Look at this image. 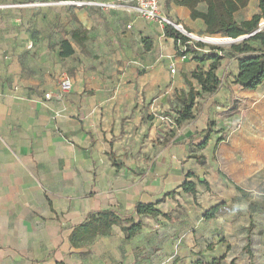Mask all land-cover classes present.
<instances>
[{"label":"crops","instance_id":"1","mask_svg":"<svg viewBox=\"0 0 264 264\" xmlns=\"http://www.w3.org/2000/svg\"><path fill=\"white\" fill-rule=\"evenodd\" d=\"M95 1L133 4L67 0L71 25L62 41H69L72 54L61 56L56 39L50 61L0 57V264H195L213 257L209 243L225 237L228 225L242 235L251 222L264 226L258 218L264 198L256 199L254 211L255 197L245 198L218 173L220 131L209 129L231 93L242 90L226 76L238 63L219 67L218 90L198 98L195 117L178 126L185 77L197 86L192 71L211 61L180 56L161 23ZM163 9L193 35L207 34L205 22L177 0H165ZM48 15L36 11L41 36L50 34ZM29 22L25 13L23 24ZM79 28L87 33L81 43L72 38ZM63 75L73 88L60 100ZM185 180L196 183V197L182 191ZM172 191L176 195L157 207L174 220L135 212L138 202L157 203ZM214 207L215 216L206 219ZM111 208L142 219L143 228L127 239L115 225L92 242L71 243L72 230L89 213ZM252 255L242 252L248 264Z\"/></svg>","mask_w":264,"mask_h":264},{"label":"rangeland","instance_id":"2","mask_svg":"<svg viewBox=\"0 0 264 264\" xmlns=\"http://www.w3.org/2000/svg\"><path fill=\"white\" fill-rule=\"evenodd\" d=\"M65 1L67 0H0V57L19 61L35 62L39 59L50 61L54 57L52 51L55 53L56 50V39L61 43L71 25L66 14V11H70L71 5ZM95 2L118 3L117 1ZM36 11H45L46 15L49 14L45 16V21L49 22L46 30L50 34L41 36L37 33L34 26ZM259 11L258 0H250L248 5L236 14V18L243 21ZM25 13H28L31 21L27 27L23 24ZM260 25H264V19ZM194 36L193 41H199L197 36L203 38L219 36L227 39L224 35ZM223 45L221 47L224 48L225 58L221 61V65H224V69H235L237 58L231 49L232 45ZM40 76L42 77V74ZM225 100L228 102V99ZM211 122L214 123L211 131L219 130L217 137L223 138L216 149L219 159L218 173L228 178L230 182L240 185L249 196L255 197L252 200L255 211L257 208L255 203H258L256 199L264 198V84L254 91H233L223 115L218 117V122L214 120ZM258 213L263 225L264 203L262 202L260 209L258 206ZM214 223L215 227L220 225ZM249 225L251 230L245 235L240 233V229L235 230L228 225L225 237L222 235L221 240L209 243V251H214V256L208 258L203 255L202 261L207 263L209 260L215 264H248V259L243 258L242 252L250 247L253 253L249 258L250 264H264V226L259 229L256 222H251Z\"/></svg>","mask_w":264,"mask_h":264},{"label":"trees","instance_id":"3","mask_svg":"<svg viewBox=\"0 0 264 264\" xmlns=\"http://www.w3.org/2000/svg\"><path fill=\"white\" fill-rule=\"evenodd\" d=\"M178 3L187 6L191 10V16L194 19L201 18L206 25V33L209 35H224L227 37L238 38L243 35H249L259 29L261 21L264 19V0H258L259 9L251 18L239 21L236 14L245 8L250 0H177ZM205 3L206 9L202 10L200 4ZM167 36L173 37L176 41L177 52L180 56H185L189 53L194 55V58L199 62L211 61L209 68L204 69L198 66L192 71L191 77L196 80L197 86L185 77L188 85V90L180 96L181 107L178 110L176 124L182 125L183 122L191 120L195 117L194 108L198 98L204 93H214L218 90L221 84V77L218 74V69L221 66V61L225 58L223 47L211 45L202 41H193L182 32L178 31L171 25H166ZM72 38L81 43L87 38V33L84 29L79 28L72 31ZM185 46L186 49H181L179 45ZM192 41V42H190ZM232 51L236 54L238 69L230 72L226 76L230 82L235 84L242 90L254 91L259 86L264 84V30L257 31L255 34L242 40L241 42L231 46ZM74 52L69 41H62L61 56H69ZM214 123L209 122V129ZM223 138L219 137L218 141ZM206 139L199 143V148L204 147ZM199 162L204 163V157L195 156ZM192 173H187V177H192ZM237 189L246 198L249 193L242 187L236 185ZM182 191L189 192L195 197L198 194V188L194 181L185 180L182 184ZM177 191L167 193L157 203L138 202L135 207V212L139 216H164L169 220H174L175 216L171 212H164L159 207L158 203L166 197H174ZM217 207L206 211L204 217L206 219L213 218L216 214ZM118 225L126 234L127 239H131L137 232L143 228V220L136 221L131 214H121L115 209H104L91 212L87 215L86 220L77 225L70 234V241L74 246L92 242L100 235H107L111 232L113 226ZM249 225L248 231L251 230ZM250 252V247L246 248ZM250 254V253H249ZM58 264H64L59 262ZM195 264H215V262L204 263L201 260Z\"/></svg>","mask_w":264,"mask_h":264},{"label":"built area","instance_id":"4","mask_svg":"<svg viewBox=\"0 0 264 264\" xmlns=\"http://www.w3.org/2000/svg\"><path fill=\"white\" fill-rule=\"evenodd\" d=\"M164 1L165 0H133V4L130 6H126V5L118 4V3L116 4V3L96 2L95 4H98L101 6L113 7V8L122 6L131 11H134L136 14L142 17L157 21L164 26L171 25L174 28H176L178 31L182 32L184 35L189 37L190 39L194 38L193 34L190 33L187 29H185L181 23L172 20L164 12V9H163ZM179 45L181 49H186L185 46L180 43V41H179ZM170 70L172 73H175L176 71L175 66L173 65ZM72 88H73V81L71 77L69 75H63L60 81L59 89L56 93V97L60 100L64 99L71 92Z\"/></svg>","mask_w":264,"mask_h":264},{"label":"bare ground","instance_id":"5","mask_svg":"<svg viewBox=\"0 0 264 264\" xmlns=\"http://www.w3.org/2000/svg\"><path fill=\"white\" fill-rule=\"evenodd\" d=\"M197 39H201L203 41H206V42H209V43H212V44H216V45H219V46H224L223 44H229L230 43V39L227 38H221L219 36H208L206 38H203V37H199L197 36Z\"/></svg>","mask_w":264,"mask_h":264},{"label":"water","instance_id":"6","mask_svg":"<svg viewBox=\"0 0 264 264\" xmlns=\"http://www.w3.org/2000/svg\"><path fill=\"white\" fill-rule=\"evenodd\" d=\"M260 30H264V25H260L259 29L256 30L254 33H251L249 35H243L241 37H238V38H232V37H226V38H229L231 41L228 45H234V44H237L239 42H241L242 40H245L246 38H249L250 36H252L253 34H255L257 31H260ZM194 36V35H193ZM199 41H202V42H206V41H203L201 39H198Z\"/></svg>","mask_w":264,"mask_h":264}]
</instances>
